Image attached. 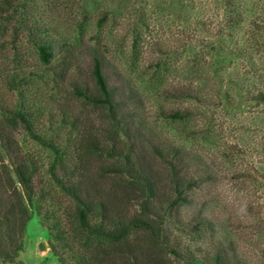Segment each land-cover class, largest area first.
<instances>
[{"label": "rangeland", "instance_id": "rangeland-1", "mask_svg": "<svg viewBox=\"0 0 264 264\" xmlns=\"http://www.w3.org/2000/svg\"><path fill=\"white\" fill-rule=\"evenodd\" d=\"M94 57L129 104L139 141L184 159L195 185L182 194L187 212L213 224L203 241L166 217L172 264H209L212 239L234 250L232 264H264V0H0V131L30 157L45 194L29 206L16 261L0 264H63L47 224L67 219L63 166L96 136L99 113L72 85L89 80Z\"/></svg>", "mask_w": 264, "mask_h": 264}, {"label": "trees", "instance_id": "trees-1", "mask_svg": "<svg viewBox=\"0 0 264 264\" xmlns=\"http://www.w3.org/2000/svg\"><path fill=\"white\" fill-rule=\"evenodd\" d=\"M39 56L48 60L44 46L39 47ZM105 67L94 57L89 80L72 84L76 95L98 111L99 124L95 138L79 141L70 167L63 166L72 206L64 222L47 224L49 248L63 264H172L166 217L203 241L213 237V224L200 210L187 212L192 200L182 194L195 185L184 159H165L158 144L139 141L132 131V110ZM174 92L183 96L184 90ZM185 92L191 99L197 97L196 87L189 85ZM257 97L264 101V92ZM184 115L180 110L168 113L172 119ZM0 145V258L12 263L22 248L33 197L42 199L45 194L36 183L30 157L3 131ZM103 150L108 151V160L102 158ZM85 153L96 154V162ZM44 217L53 219L47 213ZM205 259L209 264H232L237 257L233 249L230 252L212 239Z\"/></svg>", "mask_w": 264, "mask_h": 264}]
</instances>
